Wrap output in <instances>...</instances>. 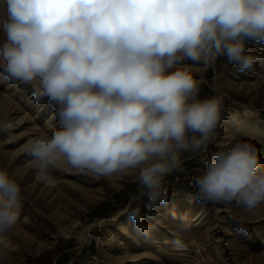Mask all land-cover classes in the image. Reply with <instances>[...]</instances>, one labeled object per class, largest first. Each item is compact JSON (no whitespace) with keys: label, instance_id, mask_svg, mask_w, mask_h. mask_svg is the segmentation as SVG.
Returning a JSON list of instances; mask_svg holds the SVG:
<instances>
[{"label":"clouds","instance_id":"1","mask_svg":"<svg viewBox=\"0 0 264 264\" xmlns=\"http://www.w3.org/2000/svg\"><path fill=\"white\" fill-rule=\"evenodd\" d=\"M249 43L264 47V0H0V69L55 109L54 130L29 139L26 154L42 172L61 162L96 176L138 170L146 202L129 203L127 215L144 235L146 217L168 202L164 180L181 154L217 144L222 98H199L185 62L226 57L250 72ZM13 129L0 119V133ZM215 149L192 178L195 199L253 213L264 204L260 149L244 139ZM21 191L0 169V264H10L6 234ZM234 224L246 231L242 219ZM191 228L186 217L175 223L177 233Z\"/></svg>","mask_w":264,"mask_h":264},{"label":"rangeland","instance_id":"2","mask_svg":"<svg viewBox=\"0 0 264 264\" xmlns=\"http://www.w3.org/2000/svg\"><path fill=\"white\" fill-rule=\"evenodd\" d=\"M247 51L257 57L250 72L233 64L217 72L214 64L185 62L199 88L206 84L230 103L216 129L217 144L198 155L182 153L181 166L165 177L164 184L173 181L175 188L146 217L148 235L127 215L129 203L144 197L138 170L96 176L65 162L47 172L39 169L26 154L27 141L52 133L55 109L47 100L34 102L29 87L13 83L0 69V119L14 123L11 135L0 133V169L22 189L19 220L6 234L10 264H44L50 256V264H264V204L248 214L234 204L200 203L198 189L189 183L208 153L235 140L253 141L264 166V47L250 44ZM102 203L108 210L99 208ZM181 217L191 222V231L176 232ZM234 219H242L246 231L237 230Z\"/></svg>","mask_w":264,"mask_h":264},{"label":"trees","instance_id":"3","mask_svg":"<svg viewBox=\"0 0 264 264\" xmlns=\"http://www.w3.org/2000/svg\"><path fill=\"white\" fill-rule=\"evenodd\" d=\"M250 44L251 43H249V45ZM230 64L231 63H229L227 61L226 57H221V58L217 59V61L214 63V66H215V69H216L217 72H221L226 65H230ZM210 72H212V69H210ZM211 96H219V97H221V95L219 94L218 91L210 89L206 84H202L200 86L199 98H205V97H211ZM229 103H230V100L225 98V100L223 102V106H222V113H223V109H224V104L228 105ZM126 198H127L126 200H128L129 197H126ZM145 202H146V200L144 199V197H141L137 201H134V200L131 201V203H132V205L134 207L136 205H140V207H142L145 204ZM106 204L107 203L100 204L99 208L108 210L109 207H106L107 206ZM53 258L54 257L50 256L49 260L46 261V263H44V264H50L52 262Z\"/></svg>","mask_w":264,"mask_h":264},{"label":"built area","instance_id":"4","mask_svg":"<svg viewBox=\"0 0 264 264\" xmlns=\"http://www.w3.org/2000/svg\"><path fill=\"white\" fill-rule=\"evenodd\" d=\"M175 179H176L175 182H178V181L181 179V177L178 176V175H176V176H175ZM189 183L192 185V184H193V183H192V180H190ZM174 184H175V183H173V181H172L171 183H169L168 180H166L165 186H166L167 190H168V189H169V190H172L173 188H175V185H174Z\"/></svg>","mask_w":264,"mask_h":264},{"label":"bare ground","instance_id":"5","mask_svg":"<svg viewBox=\"0 0 264 264\" xmlns=\"http://www.w3.org/2000/svg\"><path fill=\"white\" fill-rule=\"evenodd\" d=\"M87 233V232H86Z\"/></svg>","mask_w":264,"mask_h":264}]
</instances>
